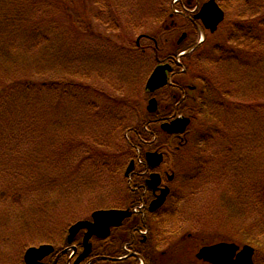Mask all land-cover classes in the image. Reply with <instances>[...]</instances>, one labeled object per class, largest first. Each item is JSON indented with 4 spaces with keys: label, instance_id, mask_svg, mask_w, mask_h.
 <instances>
[{
    "label": "trees",
    "instance_id": "trees-1",
    "mask_svg": "<svg viewBox=\"0 0 264 264\" xmlns=\"http://www.w3.org/2000/svg\"><path fill=\"white\" fill-rule=\"evenodd\" d=\"M100 1L0 0V27L5 26L13 38H19L26 43L43 42L42 37L47 34L46 43L51 45L50 48L46 46L44 49L27 48L24 51V55L33 61L32 66L24 59L15 62L14 66L33 68V70H26L19 80L8 85L3 84L0 78L2 83L0 86V139L3 137L4 141L0 142L2 167L11 161L14 165V173L11 176L17 174L19 176L17 179L22 182H24L23 178L27 179L26 184L34 182V188H28L29 191L36 190V183H40L42 178L59 182L66 176V172L70 173L72 180L81 179L87 173L98 179L102 173H105V165H109L110 160L107 159L119 157L121 162H125L128 158H136L133 147L126 143V149L123 151L121 145L115 144V141L121 142L120 140L125 143V134L130 136L132 142L136 141V145L141 150L144 149L142 141L145 139L152 141L155 137L152 149L161 150L169 155L170 149L175 145V139L161 134L159 125L185 114L192 119V125L187 133L188 143L179 148V151L173 154L174 156L169 155L167 159L168 170L173 171L176 176L173 189L175 187L177 190L189 188L192 182H196L197 176L202 174L201 169L203 170L206 165V157L202 153L217 145L218 149L221 148L224 153V158L221 159L222 173L228 175L231 172V174L236 173V176L241 175V180L234 178L230 185L247 191L243 197L245 202L238 197L234 201L237 206L242 202V205L246 207L238 211L237 220L242 216L246 217L244 215L246 211L251 212V204L257 211L264 213V93H262L264 91V13L249 20L234 19L230 29H225V33L209 38L207 43L184 57L182 64L186 67V77L184 78L181 74L176 76L175 80H178L179 87L173 89L174 98H171L173 95L170 92L169 101L162 103L160 107L163 108L157 114L138 113L132 126H128L133 117L132 111H135L133 105L131 106L121 98H113L92 85L69 84L66 79H60L56 72H52L51 77L47 74L55 52L60 54L66 48L67 56L62 59V62L65 60V67L59 59L56 66L65 68L69 72L81 70L75 69L79 66L78 63L88 64L89 59L93 60L97 56V54L84 52L79 40H81L80 37L95 35L92 30L94 20H92L93 17H89L90 11L88 12L87 8L90 4L100 3ZM170 1L156 0L159 4L156 7L158 13H148L157 15L154 18L155 21L159 19L166 21L172 15L169 8L165 7L170 4ZM128 2L132 3L133 0ZM135 2L136 0L133 3ZM253 2V5L264 4V0H253ZM90 10L95 11V8L91 7ZM15 11L20 14L19 18H16ZM97 11L102 12L100 6ZM58 12L62 20L58 18ZM54 18H58L60 23L53 21ZM75 18L78 20L75 21ZM145 22H147L146 17L129 26L133 29L140 25V29H143ZM63 27L68 30L67 34L58 30ZM168 28L163 29L169 36ZM187 30L188 28L173 31L179 34ZM4 37L0 35V38ZM163 44H167L171 49L166 56L171 57L170 61L178 70L180 66L175 63L176 55L182 50L194 47V43H189L187 40H182L178 44L166 40ZM3 49H6L4 59L8 61L14 59L8 46ZM120 49L127 53L124 60L139 59L137 57L139 55L135 54L139 50L135 46ZM31 54H35V62ZM44 55L46 58L48 56L46 68ZM201 57L202 60L207 57L213 67H218L216 69L222 71L224 75L222 80L211 79V76L201 69L198 64ZM197 68L199 71H196ZM67 71L64 75L68 78H78V74L89 76L87 71H80L73 75ZM236 74H238L237 77ZM239 77H241L240 80ZM123 80L134 87L129 76ZM247 81L253 83L249 93L247 89H243ZM187 83L192 84L194 88L188 89ZM252 94H254L253 97ZM234 95H237L236 101ZM258 95H261V98L258 99ZM164 108L166 109L163 110ZM117 110L132 114L131 119L126 114L129 121H124L125 116L119 119ZM13 111L17 118L15 121L10 119ZM224 112L225 115H223ZM57 127L71 129L69 135L72 136L64 142L63 146L66 149L60 154L61 162H64L63 158L66 156L70 161L66 170H62L64 163L57 164L52 169L51 159L54 160V153L48 149L50 144H47V141L52 137L51 133L48 134V130H55ZM242 142L244 146L247 145L246 143L250 144L252 150L248 152L245 148V155L237 158V155H232L236 153L234 146L240 151ZM44 144L47 146L43 148ZM104 144L112 146L109 147L107 155L99 151ZM231 148H233L232 153L229 151ZM111 149L118 150L119 153L110 154ZM254 151L255 155H251ZM3 153H11L12 156H5L4 159ZM39 156H44L43 164H49L51 170L57 174L51 173L45 176L48 173L44 170L39 172L38 166L42 164ZM217 164L220 166L219 163ZM125 166L121 165V169ZM196 167H199L198 171ZM113 170H115V164H113ZM141 173L142 170H139L134 175L133 185H140L137 181ZM118 179H124L122 173L119 174ZM235 179H239V182L235 183ZM112 180H116L114 173H112ZM228 196L227 191L226 196L222 194L217 198L221 207H229Z\"/></svg>",
    "mask_w": 264,
    "mask_h": 264
},
{
    "label": "rangeland",
    "instance_id": "rangeland-1",
    "mask_svg": "<svg viewBox=\"0 0 264 264\" xmlns=\"http://www.w3.org/2000/svg\"><path fill=\"white\" fill-rule=\"evenodd\" d=\"M128 1L130 0H101L100 3L90 4L87 10L88 12L90 11L89 17H93L92 30L98 37L95 35L92 37H80L81 40L79 41L81 42V48L83 46L84 52L97 54V56L93 60L89 59L88 64L83 65L78 63L79 66L75 69L81 70H71L69 72L65 68L56 66L57 59H59L65 67V60L62 62V59L67 56L66 48L60 54L55 52V55L52 57V63L48 67L47 74L51 77L52 72H56L60 79H66L69 84L84 83L85 85H92L113 98H121L131 106L133 105L135 111H132V119V114H126L121 110H117L119 119L123 116H125L123 117L125 122L131 119L128 126H132L138 113H147L146 105L148 100L146 97L144 98L143 93L145 83L154 68L153 58H164L171 49L167 44L162 43L166 40L169 42L173 41L174 43L178 40L180 34L174 33L175 29L170 28V19H167V21L161 19L155 21L154 18L157 15H150L148 13H158L156 7L159 4L156 3V0H136L135 3H133L135 1L133 0V4ZM219 1L224 6V14L226 17V24L220 26V33H225L226 28L230 29L234 19H242L244 21L263 15L264 13V4L253 5V0ZM99 6L102 12L97 11ZM91 7H94L95 11L90 10ZM165 7L170 10V4L165 5ZM14 14L16 18L20 17L18 11H15ZM57 16L59 19H63L60 17L59 12ZM145 17L147 22L143 24L145 25L143 29H140V25L131 29L129 24H136ZM58 18H54L53 21L60 23ZM74 20L77 21L78 19L75 18ZM175 20L174 22L178 23L176 30L179 28H189L179 18ZM196 25L200 26L199 23H196ZM166 27H169V36L164 32L163 28ZM58 30L64 34L68 32L64 27ZM1 34L5 36L4 38H0V78H2L3 84L9 85L19 80L26 70H33V68H19L14 66V63L21 59L30 62L32 66L33 61L24 55V51L27 48L44 49L45 46L46 48L51 47L49 43H46L48 41L47 34L43 35V42L29 41L27 43L23 40L21 41L19 38H13L5 26L0 27ZM141 35H145L148 38L143 37L139 41V52H135V54L137 53L139 55L137 56L139 59L127 58L129 60H124L126 51L120 48H133L135 40ZM153 40H156L157 49L154 48L155 42ZM199 40L200 35H196L194 37L192 36L189 41L194 42ZM62 44L64 47V43ZM7 46L12 57H14L10 61L4 59L6 49L3 48ZM135 54L134 56H136ZM31 55L34 57L35 62V54ZM45 58L44 55L43 59ZM47 58L45 60V68L48 64ZM198 64L202 70L204 69V72L211 76V79L220 81L224 77L222 71L216 69L218 67H213L210 60H207V57L203 60L201 57ZM66 71L71 75L80 71H87L89 76L78 74V78H68L65 76ZM196 71H199V69L197 68ZM127 76L132 79L131 83L134 87H131L128 81L123 80ZM237 76L238 74H236ZM238 79L240 80L241 77ZM2 83H0V86ZM252 84L247 81L243 89H247L249 93ZM159 98L156 100H159L160 104L165 103L167 100V96L164 94H160ZM234 98L236 101L237 95H234ZM259 98H261V95H258ZM223 115H225V112ZM10 119L12 121L17 120L14 111ZM70 130V128L64 129L63 127L48 130V134L51 133L52 136L47 141V144H50L48 149L54 153V160L51 159V162H53L52 169H54L55 165L64 163L65 165L62 170H66L70 164L67 156L63 158L64 162L60 161V154L66 149L63 146L64 142L72 136L69 135ZM120 141L122 144L119 141H115V144L121 145L124 151L126 149V143H123L122 140ZM0 142H4L3 137L0 139ZM243 143L240 145L242 147L240 151L234 146L236 153L232 155H237V158H242L241 156L245 155V148L248 149V152L252 150L250 144L246 143L247 145L244 146ZM46 146L44 144L42 147L44 148ZM175 146L176 144L170 149L171 154H174ZM101 147L99 151L107 155L109 147L111 148L112 146L104 144ZM232 150L233 148L229 151L232 153ZM222 152V149H218L216 145L213 146V149L208 148L207 152L202 153L206 157V165L203 167V170L201 169L202 174L200 173L197 176V181L192 182L189 188H184V196L182 195V199L179 195V197L175 198L176 201H172V206L168 207V209L171 208V210L167 211L168 216L164 215L163 220L158 222L161 225L159 226L160 232H157V237L154 239L158 240L162 238L165 241V238H168V244L174 249L171 250L172 253H170L169 257L161 258L157 256L159 258L155 259L156 264H179L175 261L184 262L190 256L192 259L193 256L189 252L192 245L188 241V234L197 236L199 244L202 241L206 242L210 240L216 244H239L238 242H240L241 245H244L243 243L253 245V248L258 250V253L255 255L257 264H264V213L257 211L251 204V212L246 211L244 214L246 217L242 216V218L237 220L238 211L244 210L246 207L242 205V202L237 206V203L234 201L237 197L242 201L247 191L246 189L242 190L240 187H232L230 185L231 180H234V178L240 179L241 175L236 176V173L231 174V172L228 175L222 173L221 165L223 164L221 163V159L224 158V153ZM4 153V159L5 156H10L11 154ZM109 153L118 154L119 151L111 149ZM251 155H255V151ZM43 159L44 156H39L42 164L38 166V171L44 170L48 173L45 176L51 173L57 174L51 170L49 164H43ZM130 159L128 158V161ZM107 160H110L109 165H105V173H102L98 179L87 173L85 176L82 175L83 177L81 179L72 180L71 178L73 177H71L70 173L66 172V176L64 178L60 177L59 182H53L49 178H42L40 183H36V190L31 189L32 191H29L28 188H34V182L32 184H26L27 179L23 178L24 182H22L20 179H17L19 177L17 174L11 176L14 173L11 169V167H14L13 163L8 161L2 167L3 164L0 161V264H23V255L29 248L53 246L56 250L61 249L69 224L89 220L91 213L97 210L105 211L121 208L122 199L119 194H122L123 187L126 186V183L118 179V176L125 170L121 169V165H126L128 161L121 162L119 157ZM113 164H115V170H113ZM196 168L198 171L199 167ZM112 173L116 176V180H112L115 183L111 181ZM239 179H235V183H238ZM112 184L115 186L113 185L112 187ZM227 191L229 192L227 198L231 206L229 204L228 208H223L217 198L221 197L222 194L226 196ZM234 204L236 205L235 207ZM94 207H96V210H93ZM230 207H234L235 209ZM165 217L167 218L166 220L164 219ZM162 248H165L163 242L160 244L159 252L161 250L163 251ZM178 249L181 252H177ZM259 249L261 250L260 253ZM173 253H176V255L171 256ZM53 255L46 256L43 258V261L47 262ZM59 263H62V261H59Z\"/></svg>",
    "mask_w": 264,
    "mask_h": 264
},
{
    "label": "water",
    "instance_id": "water-1",
    "mask_svg": "<svg viewBox=\"0 0 264 264\" xmlns=\"http://www.w3.org/2000/svg\"><path fill=\"white\" fill-rule=\"evenodd\" d=\"M197 20H201L202 24L204 25L205 29L210 30L211 33H213L216 30L217 25L223 20V13L221 10L217 7L214 0H210L209 3L205 4L203 8L201 9L200 13L195 17ZM165 71H169L168 66H160L156 68L150 77L146 89H148L150 92H153L163 86L167 83V78L165 76ZM156 110V102L155 100H150L147 111L148 112H155ZM189 124V120L187 119H177L173 121L171 124H165L161 126V129L168 133V134H176V133H183L186 129V127ZM146 159L150 165L151 168H154L159 165L161 162V156L152 154L146 155ZM150 159L155 161L153 164L150 163ZM132 168V164H130L127 172H129ZM155 183H153L152 186L158 185L159 182L156 180L158 177L154 176ZM148 184V183H147ZM168 194V189H165L161 191V194L157 199L152 202L150 206V210L154 211L158 209L165 201V197ZM127 217V214L121 213L118 211H100L95 212L92 214V223L89 222H79L72 226V228L69 230V237L68 242L71 241L73 236L82 229H85L88 231V233L84 237V245H85V253L83 256H81L80 260L83 259L90 251V247L87 245L88 239L95 235L97 237H104L108 235V231L110 227H117L119 226L120 222ZM233 246L230 245H218L209 249H205L201 251L200 256L201 257H215L220 254L223 255L224 261H227L226 259V253H230V255L233 252ZM246 251L244 252H250V249L246 248ZM52 252L51 247L43 246L39 249H29L24 256V262L25 264H37V260H42L45 256L49 255ZM249 254V253H248ZM246 253V257L248 256ZM250 257L247 259V264L250 263ZM230 259V258H229ZM243 261L240 263L242 264Z\"/></svg>",
    "mask_w": 264,
    "mask_h": 264
},
{
    "label": "flooded vegetation",
    "instance_id": "flooded-vegetation-1",
    "mask_svg": "<svg viewBox=\"0 0 264 264\" xmlns=\"http://www.w3.org/2000/svg\"><path fill=\"white\" fill-rule=\"evenodd\" d=\"M145 163V162H144ZM143 163V171H142V173L141 174H139L138 175V177H141L142 175V178H143V183H145L146 181H147V179L149 178V176L152 174L151 173V171H148V169L147 168H145V164ZM159 176H160V180H161V184L163 185L164 184V181L166 180L165 179V177H164V179H163V177L160 175V173L158 174ZM146 176V177H145ZM146 184V183H145ZM161 185V186H162ZM161 186H160V188H161ZM143 190H144V201L146 202V203H149V202H151L153 199H154V197L156 196V195H158L159 194V191H156L155 190V192L153 193V191L152 190H149L147 187H143ZM156 214L157 213H152V214H150V213H148V212H146L145 213V216L147 215V217H153V216H156ZM131 218H135V216H131L130 217V219ZM148 220V219H147ZM124 225H122L121 226V228L120 229H124ZM118 230V229H117ZM120 231V230H119ZM79 236V238H80V235H78ZM82 236V235H81ZM115 238H119V239H122V240H125V241H127L129 238H131L130 236H128V235H121V234H117V235H115ZM189 240L188 241H190L191 242V245H192V247H191V249H190V255H192L193 256V258L191 259V256L190 257H188V260H186V261H184V262H180V261H175L176 263H179V264H228L226 261H224V257H223V255L222 254H220V255H218V256H215V257H201L200 256V254H199V251L202 249V248H204V246H202V245H200V246H198L197 244H198V241H197V239H193V237L192 236H188L187 237ZM137 239V243H136V247H143V251L141 252L139 249H136L135 250V252L138 254V255H143V258H148L149 260H151V262H149L148 264H156V260L155 259H157V258H159V257H157V256H160L161 258H164V257H169L170 256V253H172V252H170L171 250H173L174 248H172L169 244H168V242H169V239L168 238H165V241L164 240H161V241H153L151 238H147V237H145V238H142V239H138V238H136ZM191 239V240H190ZM143 243V245H141L140 243ZM161 242H163V245H165V248H162L163 249V251L161 250L160 252H159V250H160V244H161ZM206 247V246H205ZM132 250H133V248L129 245L128 246V248H126L125 249V252L126 253H129V252H132ZM177 252H181V250L180 249H178V251ZM239 252H237L235 255H233L232 257H231V259H230V262H229V264H239V262H240V258H242V256H240L239 258H237V254H238ZM255 253V252H254ZM199 254V255H198ZM176 255V253H173V254H171V256H175ZM177 255H178V253H177ZM229 259V257L227 256L226 257V259ZM147 259V260H148ZM191 259V260H190ZM227 259V260H228ZM229 261V260H228ZM252 261H253V264H257V261H256V259H255V255L253 254V256H252Z\"/></svg>",
    "mask_w": 264,
    "mask_h": 264
}]
</instances>
